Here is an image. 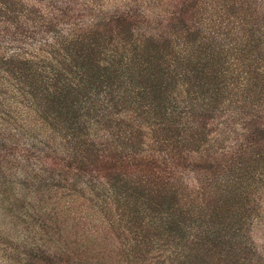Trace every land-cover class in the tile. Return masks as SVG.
I'll use <instances>...</instances> for the list:
<instances>
[{"label": "trees", "instance_id": "1", "mask_svg": "<svg viewBox=\"0 0 264 264\" xmlns=\"http://www.w3.org/2000/svg\"><path fill=\"white\" fill-rule=\"evenodd\" d=\"M36 1L0 0V112L10 117V113H15L16 118L24 120L19 123L15 118L13 136H22L21 129L28 126L36 130L39 137L51 138L47 129L52 125L49 124L51 119L53 125L69 123L65 126V130H69L65 136L80 138L84 130L104 126V121L115 122V115L127 113L125 108L129 103L135 113L131 117L132 124H136L140 116L145 123H154L155 138L144 141L142 134L146 133L142 124L130 135L128 129H124L120 137L111 132L103 133L98 137L105 143L98 144L107 146L109 155L105 153L98 160L114 162L111 171L116 175L132 167L161 179L168 174H178L183 164L179 147L188 149L199 141L201 131L197 118L204 117L208 111L203 93L206 92L205 82L194 84L196 79L206 78L205 72H197L202 75L196 77L195 62L198 48L206 53V41H212L209 46L214 47L209 57L215 65H221L217 77L222 79V85L217 90L237 97L242 103L239 107L242 112L236 114V120L244 122L245 132L242 137L238 136L242 143H237L233 155L242 153L243 157L248 150L263 143L264 130L255 135L245 121L250 116L264 118V0H170L169 8L155 16L123 2L113 12H107L103 0ZM206 20L211 29L209 36L204 28ZM184 51H187L186 56ZM154 72L166 75L163 83L156 85L157 90L150 92L143 84H133L137 77L144 78ZM196 84H199L198 90ZM66 100H70V108L76 115L61 120L57 108L62 107L60 101ZM142 108H146L142 114H136L137 109ZM157 108H160L158 112ZM234 118L232 115V121ZM72 119H77L76 126H72ZM182 120L180 128L178 123ZM162 124L164 127L160 126ZM51 129L52 136H62V130ZM10 130L0 128V134L4 136ZM137 132L141 136V148L133 141ZM44 144L58 153V148ZM28 146L26 143L25 148H19L20 156L30 157L25 154L30 150ZM59 149L61 151V147ZM152 150L160 154H151ZM41 151L44 150H38L37 162L48 166L40 160ZM64 151L70 152L68 147ZM68 157L74 158L67 166L71 168V176L76 177L87 162L76 156ZM259 174L255 172L252 179L264 186V175ZM89 179L87 186L91 187L92 178ZM101 191L94 197H102L103 210L110 199L119 194L124 197L114 188ZM74 200L72 197L67 211L73 209ZM263 216L259 210L255 218L261 220ZM162 218L165 224H171L167 227L169 231L182 223L169 211ZM244 219V222L254 220L250 214ZM187 226L181 225L179 234H184ZM10 241L14 246L21 242L12 238ZM255 246L256 253L263 254L264 248ZM24 255L27 250L21 260L11 259V264H23ZM58 255H50L48 264L62 263Z\"/></svg>", "mask_w": 264, "mask_h": 264}, {"label": "rangeland", "instance_id": "2", "mask_svg": "<svg viewBox=\"0 0 264 264\" xmlns=\"http://www.w3.org/2000/svg\"><path fill=\"white\" fill-rule=\"evenodd\" d=\"M103 1L107 12H113L123 2L151 16L167 10L170 3V0ZM204 24L209 36V22L206 20ZM211 44L212 41H206V53L198 48L195 62L196 77L202 75L197 72H205L206 78L196 79L194 84L205 82L206 92L203 93L208 109L204 117L197 118L201 131L199 141L188 149L179 147L182 150L181 171L168 174L164 179L134 167L128 171L122 169L116 175L111 171L114 162L98 160L105 153L109 155L107 146L98 144L105 143L98 137L103 133L119 136L128 129L130 135L142 124L146 133L142 134L144 141L155 138L154 123H145L140 116L136 124H132L131 117L135 113L129 103L125 108L127 113L115 115V122L104 121V126L84 130L80 138L65 136L69 132L65 126L69 123H61V127L53 125L51 119L49 124L52 125L47 126L51 138L39 137L37 131L28 126L21 129L22 136H13L15 113H10V117L0 112V128H11L4 136L0 134V264H11L13 258L21 260L25 250L23 264H48V257L57 253L58 259L63 260L60 264H264V252L256 253L255 248V245L261 250L264 248V216L261 220L255 218L259 210L264 214V186L252 179L255 172L264 175V141L243 157L242 153L233 155L237 143H242L238 136L242 137L245 132L244 122L236 120V114L242 112L239 108L242 103L237 97L217 90L222 85V79L217 77L221 65H215L209 57L214 47L211 48ZM184 53L186 56L187 51ZM165 77L154 72L144 78L137 77L133 84H143V88L153 92ZM196 85L198 90L199 84ZM60 102L62 107L57 110H60L61 120L76 115L70 108V100ZM145 109H137L136 114H142ZM159 110L157 108L156 112ZM232 115H235L234 121ZM16 119L19 123L24 121ZM76 121L72 119V126H76ZM183 122L178 123L180 128ZM245 122L251 125L255 135L264 130V118L250 116ZM52 127L62 130V136H52ZM133 141L143 147L138 132ZM26 143L30 150L25 154L30 157L20 156L19 148H25ZM44 143L58 148V153ZM67 147L69 154L64 151ZM38 150H44L40 152V160L48 166L37 162ZM151 154L160 153L152 150ZM68 155L87 162L76 177L71 176V168L67 166L74 161ZM92 168H95L93 172ZM90 177L91 187L87 186ZM108 187L118 190L124 197L119 194L110 199L103 210L102 197L94 196ZM72 197L75 198L73 209L67 211ZM167 211L182 221L180 227L174 225V230H167L171 224H165L162 218ZM249 214L254 220L244 222V216ZM241 222L246 224L239 231ZM181 225H188L182 235L179 234ZM107 226L111 227L106 229ZM9 238L21 241L20 245L14 246ZM245 241L248 243L242 244ZM150 249L154 251L149 252ZM4 256L10 259L7 261Z\"/></svg>", "mask_w": 264, "mask_h": 264}]
</instances>
